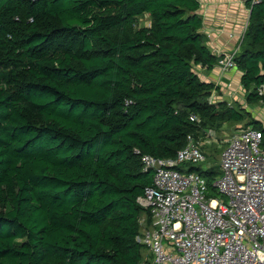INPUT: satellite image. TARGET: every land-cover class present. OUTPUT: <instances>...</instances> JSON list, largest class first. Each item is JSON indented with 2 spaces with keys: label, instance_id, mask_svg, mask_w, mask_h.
I'll list each match as a JSON object with an SVG mask.
<instances>
[{
  "label": "trees",
  "instance_id": "16d2710c",
  "mask_svg": "<svg viewBox=\"0 0 264 264\" xmlns=\"http://www.w3.org/2000/svg\"><path fill=\"white\" fill-rule=\"evenodd\" d=\"M246 6L233 60L246 103L264 104V0ZM199 8L0 0V264H140L148 216L136 200L152 184L141 157L174 159L188 135L245 119L264 150L250 112L209 103L218 88L195 68L210 71L220 57L205 46ZM144 16L149 26L136 27Z\"/></svg>",
  "mask_w": 264,
  "mask_h": 264
},
{
  "label": "built area",
  "instance_id": "2783aa9c",
  "mask_svg": "<svg viewBox=\"0 0 264 264\" xmlns=\"http://www.w3.org/2000/svg\"><path fill=\"white\" fill-rule=\"evenodd\" d=\"M238 52L218 59L222 72L235 68L233 58ZM258 92L262 94L263 88ZM213 95L209 103L215 100ZM214 135L207 130L205 143L214 141ZM261 141L262 133L252 127L239 128L227 141L220 174L210 183L218 197L209 195L199 173L175 169L206 162L199 139L188 135L174 159L141 157L143 170L152 171V184L136 200L148 216L139 219L136 242L145 250L140 264H264Z\"/></svg>",
  "mask_w": 264,
  "mask_h": 264
},
{
  "label": "crops",
  "instance_id": "0c3cea01",
  "mask_svg": "<svg viewBox=\"0 0 264 264\" xmlns=\"http://www.w3.org/2000/svg\"><path fill=\"white\" fill-rule=\"evenodd\" d=\"M198 1V14L202 18L201 32L206 38L205 46L216 57L236 53L241 48L248 25L250 10L246 6L247 0ZM195 70L200 80L213 83L218 88V93L213 92L215 100L251 113L248 109L250 105L246 103L245 91L240 85L242 73L237 68L222 72L216 65L210 71L201 67H196Z\"/></svg>",
  "mask_w": 264,
  "mask_h": 264
},
{
  "label": "rangeland",
  "instance_id": "374dc122",
  "mask_svg": "<svg viewBox=\"0 0 264 264\" xmlns=\"http://www.w3.org/2000/svg\"><path fill=\"white\" fill-rule=\"evenodd\" d=\"M142 26H149V19L148 17L144 16L141 18H138L136 21V27H142ZM196 71V70H195ZM215 99V98H214ZM216 101V100H215ZM213 100V103H215ZM249 111H251L250 116L253 119H258L260 121H264V105L261 103H257L254 105L248 106ZM258 120H255L256 122H259ZM261 125L264 126V122H260ZM246 125H250L248 119H245L243 122L239 124H223L221 129L215 132V137L214 141L212 142H207L204 137H200V143L201 145V151L206 157V162L204 164H199L198 166L201 168L202 171L204 172H209L208 174L212 172H217V174L212 177L211 181L206 178L207 176L203 175V178L207 182L208 186V192L209 195L212 197H218L216 192L211 189L210 183H213V181L219 176L220 174V169H219V164H220V157L222 151L226 148L227 146V141L230 140V138L234 135L235 131L241 127H244ZM209 182V183H208Z\"/></svg>",
  "mask_w": 264,
  "mask_h": 264
},
{
  "label": "bare ground",
  "instance_id": "6f19581e",
  "mask_svg": "<svg viewBox=\"0 0 264 264\" xmlns=\"http://www.w3.org/2000/svg\"><path fill=\"white\" fill-rule=\"evenodd\" d=\"M175 169H176V167H175ZM150 171V170H149ZM178 171V170H177ZM150 172H152V171H150ZM181 172V171H180ZM202 176V175H201Z\"/></svg>",
  "mask_w": 264,
  "mask_h": 264
}]
</instances>
